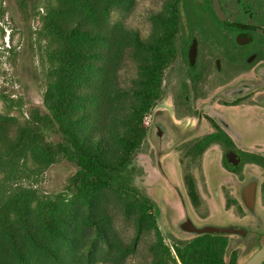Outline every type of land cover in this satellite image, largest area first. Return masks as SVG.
<instances>
[{"label":"trees","instance_id":"obj_1","mask_svg":"<svg viewBox=\"0 0 264 264\" xmlns=\"http://www.w3.org/2000/svg\"><path fill=\"white\" fill-rule=\"evenodd\" d=\"M134 4L135 0H58L51 6L44 32L54 68L45 79L46 112L32 109L14 137L7 120L0 118V264H63L66 252L50 239L65 243L71 235L62 227L69 223L64 196L42 198L36 189L20 184L60 161L77 166L67 196L88 205L91 221L101 194L111 190L131 202L142 227L147 223L156 228L146 199L133 185L130 165L145 138L143 120L160 98L165 70L177 53L180 20L176 7L167 19L158 16L163 29L151 42L135 30L103 28L101 5L106 16L114 6L131 9ZM128 47L138 74L131 87L121 89L115 72L120 60L129 56ZM85 121L88 125L82 130ZM93 224L109 245L103 226L95 218ZM180 244L175 250L184 264H238L233 254L227 255L224 241L185 249L181 247L187 243ZM160 247L163 256L171 255L161 238Z\"/></svg>","mask_w":264,"mask_h":264},{"label":"flooded vegetation","instance_id":"obj_2","mask_svg":"<svg viewBox=\"0 0 264 264\" xmlns=\"http://www.w3.org/2000/svg\"><path fill=\"white\" fill-rule=\"evenodd\" d=\"M176 9L177 53L144 122L133 185L170 237L240 243L245 264L264 237V0H177ZM188 222L230 231L198 234Z\"/></svg>","mask_w":264,"mask_h":264},{"label":"rangeland","instance_id":"obj_3","mask_svg":"<svg viewBox=\"0 0 264 264\" xmlns=\"http://www.w3.org/2000/svg\"><path fill=\"white\" fill-rule=\"evenodd\" d=\"M176 1L135 0L131 9L114 6L106 16L101 5L99 18L105 29L135 30L143 40L151 42L163 29L164 24L158 16L170 17ZM57 4L58 0H0V118L7 120L11 137L17 134L20 125L27 123L32 109L46 112L45 79L54 65L50 58V42L44 31L51 6ZM131 52V47H128L126 53L129 56L120 60L115 72L114 81L121 89L131 87V81L138 74ZM112 69L113 66L111 73L114 74ZM93 78L97 84L99 73ZM89 107L90 104L87 105ZM146 117L144 122L149 120ZM87 125L85 121L82 130H86ZM77 170L75 164L60 161L46 168L37 178L20 182L25 187L36 189L42 198L60 197L61 200L64 196L66 214H69L65 219L69 223L62 227L71 235L65 243L55 237L50 239L52 245L66 252L63 264H184L176 253V245L187 243L181 247L185 249L202 247L209 242L208 237L197 238L181 233L170 237L161 219L156 220V228L147 223L142 227L140 215L130 206L131 202L107 190L101 194L93 216L107 233L109 245L106 244L98 237L94 218L92 221L88 218V205L72 201V197L67 196V186ZM160 238L163 245L171 250L170 256L162 255ZM234 250L238 253L239 264L251 254L237 243L227 250V255L230 256Z\"/></svg>","mask_w":264,"mask_h":264},{"label":"water","instance_id":"obj_4","mask_svg":"<svg viewBox=\"0 0 264 264\" xmlns=\"http://www.w3.org/2000/svg\"><path fill=\"white\" fill-rule=\"evenodd\" d=\"M158 109L155 110L154 114H156ZM185 230H192L198 234L206 233V232H229L230 229H216L214 227H204V228H196L191 222L185 223L183 226ZM262 248L256 252L253 256H251L245 264H263L264 263V237L261 241Z\"/></svg>","mask_w":264,"mask_h":264},{"label":"built area","instance_id":"obj_5","mask_svg":"<svg viewBox=\"0 0 264 264\" xmlns=\"http://www.w3.org/2000/svg\"><path fill=\"white\" fill-rule=\"evenodd\" d=\"M148 119V117H146Z\"/></svg>","mask_w":264,"mask_h":264}]
</instances>
